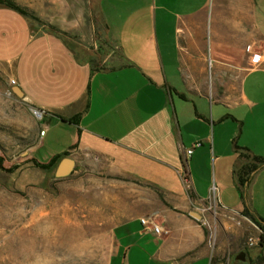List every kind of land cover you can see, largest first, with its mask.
Wrapping results in <instances>:
<instances>
[{"label":"crops","instance_id":"obj_1","mask_svg":"<svg viewBox=\"0 0 264 264\" xmlns=\"http://www.w3.org/2000/svg\"><path fill=\"white\" fill-rule=\"evenodd\" d=\"M12 1L28 14L0 4V66L46 114L31 163L56 160L34 165L56 173L65 158L75 169L93 157L120 187L163 197L154 218L164 232L143 216L116 224L105 264H212L223 232L237 243L259 235L243 211L264 224V165L241 178L264 158V0ZM95 13L111 48L101 62L84 46ZM209 215L221 217L213 249L200 224ZM247 252L230 264H264L262 247Z\"/></svg>","mask_w":264,"mask_h":264},{"label":"rangeland","instance_id":"obj_2","mask_svg":"<svg viewBox=\"0 0 264 264\" xmlns=\"http://www.w3.org/2000/svg\"><path fill=\"white\" fill-rule=\"evenodd\" d=\"M94 19L97 28L83 30L91 36L84 46L101 62L111 48L97 13ZM78 34L74 31V38ZM67 41L73 48L78 42ZM5 72L0 66V156L4 168L18 169L0 168V264H105L108 230L136 216L155 217L163 207L162 195L129 180L120 187L93 157L84 158L63 178L53 170L43 173L36 168L30 152L38 143L46 114L10 91ZM61 136L60 129H54L52 145L62 146ZM219 216L209 215L200 223L212 249L215 230L221 228ZM249 237L237 243L223 232V251L213 253L212 264L234 263L238 253L247 252L242 244Z\"/></svg>","mask_w":264,"mask_h":264},{"label":"trees","instance_id":"obj_3","mask_svg":"<svg viewBox=\"0 0 264 264\" xmlns=\"http://www.w3.org/2000/svg\"><path fill=\"white\" fill-rule=\"evenodd\" d=\"M0 4H4L7 5L9 7L18 9L20 11H22L24 14H28L25 10L21 9L20 7H18L12 0H0ZM64 121H68V122H73V120H65ZM241 149V148H239ZM248 151V150H247ZM67 155V154H66ZM249 158V156H248ZM251 161L248 162L244 167H243V176L241 178V182L244 184L245 182L249 181V179L251 178L252 174L257 172L263 165H264V158L258 157V156H253L252 158H250ZM56 160H53L51 163L49 164H41L39 162H37L36 160H33V163L36 167L43 169V170H48L50 169ZM0 168L2 170H6L8 172H14L15 170L18 169V166H13L12 168L6 169L4 168V160L3 158L0 156ZM243 214L248 217L254 224H256L260 229L264 230V224L262 222H260L259 220H257L248 210L247 206L245 207ZM248 254V252H246Z\"/></svg>","mask_w":264,"mask_h":264},{"label":"built area","instance_id":"obj_4","mask_svg":"<svg viewBox=\"0 0 264 264\" xmlns=\"http://www.w3.org/2000/svg\"><path fill=\"white\" fill-rule=\"evenodd\" d=\"M250 50V47H248V51ZM262 60L264 62V54H262ZM16 85V81L11 79L10 80V91H12V88ZM43 112V111H42ZM45 134L44 131L41 132V136H43ZM200 146V143L196 144V147ZM193 153V148L189 149L186 151V155L190 156ZM217 194V187H213L212 189V195L215 197V195ZM142 224L145 227H150L152 226L154 232L156 234H162L164 232L163 228L161 226H159L156 222H155V218L154 217H147V218H143L142 219ZM259 231V235L257 236H250L247 239L246 242V247L247 248H254V247H262L263 252H264V233L258 228Z\"/></svg>","mask_w":264,"mask_h":264},{"label":"water","instance_id":"obj_5","mask_svg":"<svg viewBox=\"0 0 264 264\" xmlns=\"http://www.w3.org/2000/svg\"><path fill=\"white\" fill-rule=\"evenodd\" d=\"M12 91L18 97L23 98V92L19 88L14 87ZM74 166H75V163L71 158L63 159L55 173V176L57 178H63V177L69 176L73 172ZM196 216L198 218L200 217L199 215H196ZM246 260H247V254L244 251L238 253L235 256V261L237 262H246Z\"/></svg>","mask_w":264,"mask_h":264}]
</instances>
